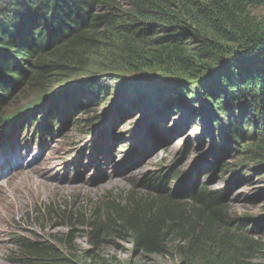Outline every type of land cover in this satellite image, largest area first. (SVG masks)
I'll return each instance as SVG.
<instances>
[{
    "label": "trees",
    "instance_id": "trees-1",
    "mask_svg": "<svg viewBox=\"0 0 264 264\" xmlns=\"http://www.w3.org/2000/svg\"><path fill=\"white\" fill-rule=\"evenodd\" d=\"M263 4L0 0V131L12 122L24 124L27 114L38 111L52 94L84 106L126 83L139 109L147 107L154 89L160 102L169 100L167 110L187 108L195 118L207 120L211 156L224 157L234 146L243 147L258 168L254 173L264 177V22L250 10ZM107 50L118 56V72L78 74ZM159 75L164 80L151 79ZM31 97L28 104L21 102ZM123 102L116 97V111L129 114ZM51 106L57 111L58 105ZM206 160L212 167L214 161ZM142 182L159 192L131 194L119 202L91 204L90 209H59L57 217L69 229L68 252L85 236L94 246L87 264H104L96 252L113 238L140 253H176L190 264H250L261 250V240L250 229L231 225L218 191L204 186L187 200L167 192L161 176ZM47 219L52 220L50 213ZM14 254L18 264H71L65 253L45 241L20 237Z\"/></svg>",
    "mask_w": 264,
    "mask_h": 264
},
{
    "label": "rangeland",
    "instance_id": "rangeland-1",
    "mask_svg": "<svg viewBox=\"0 0 264 264\" xmlns=\"http://www.w3.org/2000/svg\"><path fill=\"white\" fill-rule=\"evenodd\" d=\"M250 10L264 22V4ZM115 54L99 52L97 60L78 74L118 72L115 60L119 58ZM159 77L151 79L164 80ZM128 87L126 83L118 85L104 99L84 106L81 102L70 104L62 111L64 116L69 114L66 122L56 120L54 131L44 129L40 137L37 134L38 139L33 136L29 143L24 142V129L12 138L13 125L4 130L0 138V264H18L14 252L20 237L50 242L71 259V264H87L94 246L86 236L80 237L75 251L68 252L65 237L69 229L60 223L58 210L90 209L91 204L119 202L131 194L140 197L156 193L157 186L149 187L142 181L160 176L165 179L167 192L187 200L192 191L204 186L218 191L231 225L247 227L262 242L250 264H264V177L254 173L258 168L247 159L245 149L234 146L224 157H212L207 120L195 118L187 108L167 110L169 100L160 102L154 89L147 107L139 109L133 89ZM116 97L123 98L122 108L130 107L129 114L124 108L116 111ZM31 100L32 97L23 103ZM87 110L90 113L86 114ZM46 114L47 110L42 109L41 115ZM92 116L97 120L95 126L84 121ZM155 118L159 120L155 122ZM80 129L100 133L102 139L96 143L95 135H83ZM145 145L147 149L143 151ZM206 159L214 161L212 167ZM174 160L175 167L170 166ZM48 213L52 220L47 219ZM96 253L104 257V264H190L173 252L140 253L130 243L116 238L108 240Z\"/></svg>",
    "mask_w": 264,
    "mask_h": 264
},
{
    "label": "water",
    "instance_id": "water-1",
    "mask_svg": "<svg viewBox=\"0 0 264 264\" xmlns=\"http://www.w3.org/2000/svg\"><path fill=\"white\" fill-rule=\"evenodd\" d=\"M144 77H145V76H144ZM144 77L137 76V78H144Z\"/></svg>",
    "mask_w": 264,
    "mask_h": 264
},
{
    "label": "bare ground",
    "instance_id": "bare-ground-1",
    "mask_svg": "<svg viewBox=\"0 0 264 264\" xmlns=\"http://www.w3.org/2000/svg\"><path fill=\"white\" fill-rule=\"evenodd\" d=\"M139 167V166H138Z\"/></svg>",
    "mask_w": 264,
    "mask_h": 264
}]
</instances>
